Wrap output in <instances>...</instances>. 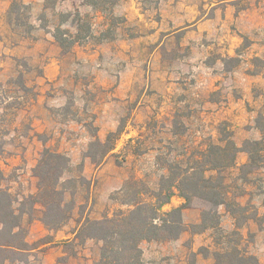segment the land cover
I'll use <instances>...</instances> for the list:
<instances>
[{"label":"rangeland","instance_id":"374dc122","mask_svg":"<svg viewBox=\"0 0 264 264\" xmlns=\"http://www.w3.org/2000/svg\"><path fill=\"white\" fill-rule=\"evenodd\" d=\"M55 36L77 42L65 50ZM255 57L264 60V0H0L3 187L18 202L35 194L33 171L50 148L68 160L60 185L72 207L50 229L36 206L24 219L32 250L6 264H97L101 243L76 230L130 209L127 183L156 189L167 160L226 133L238 148L260 140L264 79L249 74L259 69ZM109 133L113 149L102 156L96 139ZM248 161L241 151L226 174L236 201L247 199L236 213V223L246 220L240 236L224 207L221 231L204 233L211 253L238 247L264 264V160L239 171ZM181 203L175 196L163 210ZM182 220L197 224L200 211L186 208ZM181 235L189 237L175 260L195 264V235Z\"/></svg>","mask_w":264,"mask_h":264},{"label":"trees","instance_id":"16d2710c","mask_svg":"<svg viewBox=\"0 0 264 264\" xmlns=\"http://www.w3.org/2000/svg\"><path fill=\"white\" fill-rule=\"evenodd\" d=\"M62 38L55 36L57 43L65 50L72 48L77 42L71 37L69 40ZM253 60L260 63L259 69L249 74L259 75L264 79V60L258 57ZM255 123L261 139L245 141L242 148H238L231 140V135L226 133L216 142H209L205 148L196 146L178 154L183 156L181 159L169 162L164 158L167 160L162 167L165 174L156 189L142 188L139 180L127 183V188L133 193V199L125 203L130 209L118 211L112 216L105 215L99 220L86 218L76 230V238L101 243L97 264H142L140 244L143 241H173L187 231L192 235L202 234L208 229L221 231V215L218 213L220 207H224L225 212L235 220L233 233L240 236L238 230L245 226L246 220L236 223V213L245 207L230 192L226 174L235 168L241 151L246 152L249 157L248 163L239 167L241 172L264 160L260 155L264 151V101L257 112ZM112 135L114 133H109L104 143L96 139L104 147L102 156L113 149V146L108 145ZM67 162L63 154L44 148L33 171L38 179L36 193L23 197L21 202L3 187L4 175L0 168V264L24 262L27 259L32 248L26 240L24 219L32 217L37 210L36 206L40 207L39 221L47 228L57 229L71 218L72 207L65 202V192L60 185ZM175 196L182 203L163 210ZM17 203L19 207H16ZM186 208L200 211L199 223H183L182 211ZM197 254L203 257L211 254L215 264H258L253 255L238 247L211 253L208 247L202 246L198 248Z\"/></svg>","mask_w":264,"mask_h":264},{"label":"crops","instance_id":"0c3cea01","mask_svg":"<svg viewBox=\"0 0 264 264\" xmlns=\"http://www.w3.org/2000/svg\"><path fill=\"white\" fill-rule=\"evenodd\" d=\"M244 201H239V199H237V202H239V204H243L245 202ZM184 211V210H183ZM186 211V210H185ZM257 217L260 216V210L257 211ZM222 215H225L224 217H228V213H226L225 211H222ZM198 220H196L195 222H197ZM188 235L182 236L180 235L178 239L173 240V241H166V242H144L145 247L143 250V257L145 258H149L150 263L148 264H177L176 260H175V249L177 247H181L183 248V242L188 238ZM193 240H195V247L193 246V248L191 247L192 252H197L198 248L205 246L207 247L209 245V241L205 238V233L202 234H195V236L193 237ZM142 245V243H141ZM185 248V247H184ZM209 248V247H208ZM147 249V251L145 250ZM178 264H185L183 260H181V262H179ZM195 264H214L213 261L211 260V258L209 257H203L201 256V254H197L195 255Z\"/></svg>","mask_w":264,"mask_h":264}]
</instances>
